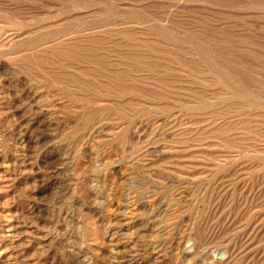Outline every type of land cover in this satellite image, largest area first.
<instances>
[{
  "label": "rangeland",
  "instance_id": "rangeland-1",
  "mask_svg": "<svg viewBox=\"0 0 264 264\" xmlns=\"http://www.w3.org/2000/svg\"><path fill=\"white\" fill-rule=\"evenodd\" d=\"M0 264H264V0H0Z\"/></svg>",
  "mask_w": 264,
  "mask_h": 264
}]
</instances>
